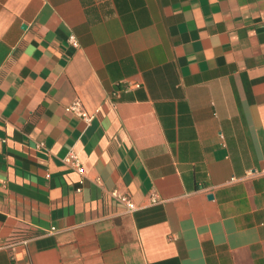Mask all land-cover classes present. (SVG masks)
Returning a JSON list of instances; mask_svg holds the SVG:
<instances>
[{"label": "crops", "instance_id": "1", "mask_svg": "<svg viewBox=\"0 0 264 264\" xmlns=\"http://www.w3.org/2000/svg\"><path fill=\"white\" fill-rule=\"evenodd\" d=\"M0 264H264V0H0Z\"/></svg>", "mask_w": 264, "mask_h": 264}, {"label": "built area", "instance_id": "2", "mask_svg": "<svg viewBox=\"0 0 264 264\" xmlns=\"http://www.w3.org/2000/svg\"><path fill=\"white\" fill-rule=\"evenodd\" d=\"M139 87V85H135ZM71 111L77 115L79 118L83 119L86 123L90 124L93 120V117L87 113V111L82 107L79 101L75 102L71 107ZM66 163L72 165L80 174L84 173V168L79 162L78 158L72 153L67 156L65 159ZM112 196L116 198L119 202H121L129 212L135 211V205L131 201V199L126 195H121L117 191L112 193ZM152 202L156 203L157 199L155 197L152 198Z\"/></svg>", "mask_w": 264, "mask_h": 264}]
</instances>
